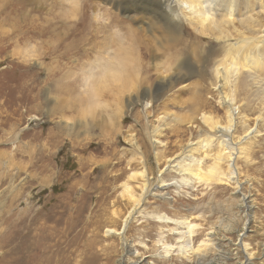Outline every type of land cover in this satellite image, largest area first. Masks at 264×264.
<instances>
[{
	"label": "rangeland",
	"instance_id": "obj_1",
	"mask_svg": "<svg viewBox=\"0 0 264 264\" xmlns=\"http://www.w3.org/2000/svg\"><path fill=\"white\" fill-rule=\"evenodd\" d=\"M251 1L255 37L264 0ZM139 2L83 0L72 36L59 26L65 0H0V264H264V96L244 72L227 73L230 85L221 88L197 74L208 53L220 58L217 49L246 31L235 23L226 26L229 39L219 40L185 24L177 40L160 22L122 13ZM116 29L136 33L145 83L86 114L73 100L76 73ZM250 41L249 51L264 58V42ZM29 56L45 67L25 64ZM181 62L194 70L179 69ZM255 71L264 83V61ZM228 95L238 110L232 139L257 130L239 144L236 180L218 140L195 145L192 157L183 153L213 129L201 114L228 124ZM217 155L220 174L208 175ZM172 157L174 166L158 175ZM184 221L194 224L193 248H184L185 234L178 239Z\"/></svg>",
	"mask_w": 264,
	"mask_h": 264
},
{
	"label": "bare ground",
	"instance_id": "obj_2",
	"mask_svg": "<svg viewBox=\"0 0 264 264\" xmlns=\"http://www.w3.org/2000/svg\"><path fill=\"white\" fill-rule=\"evenodd\" d=\"M135 1H140L139 3L142 4L140 5L132 4L129 6L126 5L125 7L121 8V11L123 14H125V16L130 17V19L138 16V19L141 20L145 19V22L146 20L160 22L163 26L162 27L163 30L168 32L169 35L173 36L174 39H177L175 38V36L181 34L180 32L185 24L194 26L200 32L203 31V29L206 30L208 28V31H213L219 36L218 37L219 40H226V38H228V35L226 33L227 32L226 26H232L235 23L241 25L246 31V33L245 32L243 33L244 34L243 37L234 40L230 38L233 41V43L231 44V42H229V44L227 45L228 47L227 49L225 48L226 46H224V48L222 46L219 47L216 53L217 55L218 53L220 54L222 53V56L220 58L216 57V60H214V58H211V53H208L204 58V68H202V63H201V66L199 65V68L201 70H197L198 71L197 74L205 72L207 78L211 81L210 84L213 82V86L216 85L215 87L221 88L226 84L228 86L230 85L228 81L229 78L227 76V73L237 74L238 72H244L243 74L245 75V77L250 78L258 88L259 93H261V95L263 94L264 96V83H261L255 71L257 69V66L260 65L262 61H264V58L262 56L255 55L251 51H249V44H248L249 41L255 39V37L260 42L262 43L264 42V26L259 27L260 31L259 33H256L255 37L249 34L250 30L252 29L250 28V25L253 19L251 13H253L252 9L255 8V7H251L250 4L251 0H135ZM258 11L264 12V6L263 5L259 6ZM59 22H58L59 26L64 25L65 27H67L68 31L65 33H69L72 36L74 35L75 30H73V23L68 24L63 21H59ZM92 28H94V26ZM103 28H105V26ZM53 29L52 27H50L48 29V32L52 33ZM87 30L88 31L86 33L90 34L91 36H92L91 31L94 36L98 32L97 30L96 31H94L93 29L90 30L89 27ZM88 34L87 36H85L86 35L85 34L84 37H88ZM54 35L57 37V39H62V37H59L56 33ZM106 35L105 37L108 36ZM246 51H249V53L243 54L242 57H241L242 54L239 55V53H245ZM238 55L242 60L241 62L242 64L239 66L236 65V63L233 61L234 58ZM228 56L232 57V59L227 60ZM190 63L186 64L184 62H181L177 66L179 67V69L186 68L189 70H194ZM247 78H244V80H242V86L246 85ZM222 103L227 108L228 124L221 125L214 123L213 121H211L210 116L201 114L200 117L198 118L203 122L209 123V125H211L213 129L209 130V132L207 131L208 132L207 138H205L204 140L199 138L198 141L188 142L186 147L184 148L183 153L186 154L185 156L192 157L191 152L195 148V145H199L202 148V146L209 145L210 138H214L218 140L219 144L223 147V149H225L226 153H228V160H229L228 166L230 168V174L228 175V177L230 179L236 180L237 172L234 167V161L239 153V144L242 143L244 140H246V138H248L252 133H255V131L257 130H256V126L249 128L243 135L239 137L237 141H234L232 139V133L235 130L237 124L236 120H237L238 110L237 107L234 105V98L232 97V95L223 96ZM242 118H244L243 115ZM256 118L257 121L260 119L258 117ZM156 133L157 130L150 131L149 133V138L152 144L156 142V140L154 139ZM174 158L175 157L168 159V164L164 167V169L158 171V175L162 173V171L165 170L167 167L174 166L171 165V161H174ZM223 160L224 158L221 157L220 155L214 156L213 164L209 167L207 174L208 175H212L214 173L220 174L219 167H220V163ZM198 162L200 161L195 160V163H197L196 165H198ZM183 170L184 168H182L179 165V171H183ZM163 185L164 184H158L157 188L159 187L161 188ZM153 190H154L153 187L144 184L143 191L145 193L153 192ZM136 202L138 203V200ZM161 219L164 222L169 221V219L165 216L161 217ZM126 221L127 219H125L123 228L119 233H123L124 228L126 226ZM182 224H185L186 229L184 231H180L181 235L178 239L180 240L181 238H183L182 234H185L186 241L184 244V248L186 247L193 248L190 244V237L192 236V228L194 224L188 223L187 221H184ZM112 231H113L112 229L107 230V232H112Z\"/></svg>",
	"mask_w": 264,
	"mask_h": 264
},
{
	"label": "clouds",
	"instance_id": "obj_3",
	"mask_svg": "<svg viewBox=\"0 0 264 264\" xmlns=\"http://www.w3.org/2000/svg\"><path fill=\"white\" fill-rule=\"evenodd\" d=\"M82 9L83 0H65L64 8L57 15L65 22L75 23L80 19ZM23 62L45 67L37 56H29ZM76 75L79 84L73 100L86 114L107 110L115 97L137 93L145 83V77L140 44L134 30H114L108 46Z\"/></svg>",
	"mask_w": 264,
	"mask_h": 264
}]
</instances>
